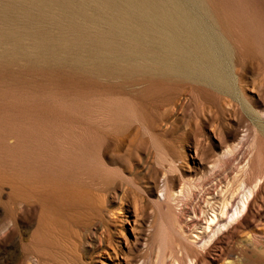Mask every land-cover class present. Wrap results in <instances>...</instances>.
<instances>
[{
	"label": "rangeland",
	"instance_id": "obj_1",
	"mask_svg": "<svg viewBox=\"0 0 264 264\" xmlns=\"http://www.w3.org/2000/svg\"><path fill=\"white\" fill-rule=\"evenodd\" d=\"M202 2L220 32L208 1ZM140 3L0 0V264H189L194 220L211 217L222 203L210 193L226 200L235 195L233 209L244 199L240 165L224 171L215 162L216 136L229 123L234 139L248 148L254 125L228 106L220 112L208 104L211 117L195 116L187 81L153 77L144 62L129 59L143 46L126 35L142 28ZM145 51L148 59L155 56ZM241 74L238 96L253 95L256 70L247 63ZM179 189L184 194L169 207L159 203L165 190ZM227 219L226 230L202 244L209 264H263L264 224L240 230L241 218ZM156 225L161 241L154 239ZM230 231L241 233L232 245L248 257L241 262L239 250L215 262L218 240Z\"/></svg>",
	"mask_w": 264,
	"mask_h": 264
},
{
	"label": "bare ground",
	"instance_id": "obj_2",
	"mask_svg": "<svg viewBox=\"0 0 264 264\" xmlns=\"http://www.w3.org/2000/svg\"><path fill=\"white\" fill-rule=\"evenodd\" d=\"M22 1L26 2V0H21L22 4ZM131 1L132 0H129V3H131ZM207 1V3H209L208 5L214 12L220 32H216L211 26L209 21L211 20V18H209V14L207 11L208 9L205 8V3L203 4L204 1L202 2V0H141L139 14L136 17L140 18L141 24H139L142 28H139L138 30H134V28H132L133 30L131 29L126 32V35L129 36L132 41H135L138 44L141 43L140 45H143L141 46L142 48L140 51L134 50L136 51V53L132 54V52L130 54V58L128 57L131 61H134L133 63L137 64L139 62H144V66H147L152 70V73H150V75H152L153 77L159 79L171 77L172 79H175V81L184 80L185 82L187 81L190 84L189 88L185 90V94L188 98V102L193 103L195 116L201 118L205 117V115L207 114L212 115L211 110H208L207 114L205 112L208 109V104L213 105L214 108L216 107L220 112H222L223 109H226V106H228L227 108H231V111L233 112H231L232 114L240 115L241 118L243 116L249 118L256 129L253 131L252 129L248 128L247 137H251V143L248 148L244 147L243 139L238 141L234 139L236 128L229 125V123H225L226 125H223V127L219 125L222 128L217 132V136L215 135V133H213V135L218 137L219 145V152L217 154L215 153L214 155L215 162L220 167V169L224 171L228 170L232 165H240L238 166L240 170L239 172H241L242 174V179L240 182L241 188L243 187L245 189V197L244 199H241L240 206H236L233 209L232 206L235 200V195H231L229 199L227 198L226 200V197L222 196V194L220 195L221 192L210 193V200L219 198L222 203L219 209L215 208L211 211V217L209 216V218H205V220L203 219V221L201 222H197L194 220L197 229L194 230L193 234L187 237L188 244H186V252L190 258L189 264H209L207 259L208 257H210V252L203 255L202 251L204 249L202 248L204 247H202V244L206 239L208 240V238H212L215 235V232L218 233L226 230V227L228 226V217L229 220L231 219V221L232 219L234 220L237 218H241L239 225L237 226L240 230L243 227H251V224L256 221L258 223L260 222L259 224H264V0ZM129 6L132 9L133 5L129 4ZM138 20L139 19H137V21ZM118 33L120 34V31ZM150 36H153L154 39H151ZM146 49L148 51L150 50L151 52L153 51L155 56L153 58H150L153 54L152 53L151 55H149L150 59H148V54L146 53L149 52H146ZM247 63H250L251 67L257 72L255 82L253 83L252 88H250L251 92H253L254 94L251 96H246L245 94L241 93V95L238 96L235 86L236 84H239L238 82H240L241 80L242 70ZM161 90L160 92L163 93ZM153 94L154 93H151V95ZM156 94L158 95V93ZM163 95L166 94L163 93ZM223 96H227L228 99ZM233 97H236V103H233ZM184 106L185 102H178L179 110H183ZM122 113L120 112V114ZM211 115H209V117H211ZM102 119L100 118L99 121L97 120L98 122H96L101 123ZM107 119H103L104 124L105 120ZM107 123L109 124V122ZM104 124H102L103 127H105ZM109 125L110 127L108 128L110 129L113 125ZM219 126L217 130H219ZM93 127L95 128V125ZM102 128L100 129L103 131ZM93 130L94 129H92V131ZM101 130L100 132H102ZM109 137L111 138V136ZM111 139L114 140V138ZM113 140L109 141L113 142ZM76 143L77 142L75 141V144ZM72 145H74V143ZM82 149H84V147ZM96 173L99 172L97 171ZM101 175L103 177L105 174ZM191 190L192 188L187 189L186 191L184 190L186 195L185 198L190 197ZM183 194L184 193L181 189H179V191L177 190V192H173L172 194L168 193L165 190V194L162 195L163 200H159V203L169 207L171 200H176V198L182 197ZM137 205L138 204H134V209H136L135 211H137ZM42 217H44L43 214ZM163 221L165 223L168 222V220ZM40 222L44 223L41 216ZM160 230L161 228L159 226L157 227L156 225L154 239L157 241H161V239L163 238V234H161ZM238 233L240 232L230 231L228 234L224 233L225 236L221 240H218L219 245L218 247H215V252L217 251L214 258L215 262L224 261L226 258L234 256V254H236L239 250L240 254L237 255L242 258V260H240L241 262L243 261V259L245 260V258L248 257V255L246 254V251L248 250L235 247L234 244L232 245V240L236 235H238ZM249 234L247 236H249L251 240H256V236L253 231L252 234ZM236 243L238 244V242ZM199 248L201 249L199 250Z\"/></svg>",
	"mask_w": 264,
	"mask_h": 264
}]
</instances>
